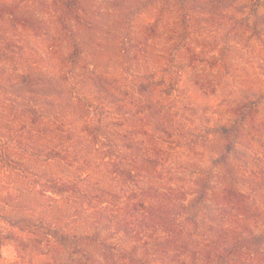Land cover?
Wrapping results in <instances>:
<instances>
[{
	"label": "trees",
	"instance_id": "trees-1",
	"mask_svg": "<svg viewBox=\"0 0 264 264\" xmlns=\"http://www.w3.org/2000/svg\"><path fill=\"white\" fill-rule=\"evenodd\" d=\"M90 1L25 0L31 3L26 11L15 3L0 5V19L15 31L21 25L27 36L23 71L9 76L20 80L11 88L22 99L24 139L31 147L36 127L41 140L36 152L46 157V166L78 165L79 175L60 171L41 181L43 195L50 192L63 203L78 198L85 185L93 223L115 224L110 237L92 239L102 246L106 264H150L142 254L147 238L166 253L158 232L167 234L173 249L167 264H264V230L238 221L245 195L237 198L240 207L222 204L217 210L223 225L206 224L201 234L189 226L197 217L196 204L210 191L209 175L197 178L179 161L203 140L182 120L197 117L189 92L202 89L208 95L213 89L196 70V22L192 19L186 32L178 27L168 32L167 0H158L159 9L157 0H120L113 21L101 8L90 11ZM104 26L110 42L96 44L91 39ZM89 46L87 62L82 55ZM18 53L9 50L11 61ZM219 131L230 138L233 126ZM191 194L196 198L185 205ZM101 228L90 225L92 235H100ZM112 236L132 244L124 247L119 239L109 246Z\"/></svg>",
	"mask_w": 264,
	"mask_h": 264
},
{
	"label": "rangeland",
	"instance_id": "rangeland-1",
	"mask_svg": "<svg viewBox=\"0 0 264 264\" xmlns=\"http://www.w3.org/2000/svg\"><path fill=\"white\" fill-rule=\"evenodd\" d=\"M52 2L55 0L47 3ZM11 3L25 11L31 6L25 0H0V5ZM130 5L134 7L132 1ZM159 7L157 0L154 8ZM88 8L90 11L101 8V14L106 11L110 15L105 19L113 21L120 10V0H91ZM192 19L198 27L196 70L213 89L208 95L202 89H191L189 102L198 108L197 117L193 119L186 115V119H182L192 130L195 127L203 140L192 152H184L179 161L185 172L189 169L197 178L209 175L210 179L209 194L196 204L198 207L192 212L197 217L189 221V226L193 232L201 234L200 230H205L206 224L223 225L216 216L217 210L222 204L240 207L237 198L243 194V209H237L240 212L238 221L262 232L264 0H167L165 21L168 32L177 27L186 32ZM17 27L15 31L0 19V264H106L102 246L92 239L98 237V242H102L110 237L115 224L93 223L85 185L81 186L78 198L63 203L59 196L50 192L43 195L41 191V181L52 179L60 171L66 175H79L78 165L71 167L62 163L63 169L46 166L43 162L46 157L36 152L41 144L36 127L32 128L35 137L31 147L24 139L26 124L22 99L11 88V82L19 86L20 80L9 79L10 74L19 76L23 71L20 64L27 36L21 25ZM105 28L97 30L96 37L91 40L96 44L110 42ZM50 29L51 33H57L58 24L52 23ZM111 46L113 49L114 45ZM12 47L19 52L14 61L8 55ZM87 48L82 60L89 62L92 47ZM65 51L64 56H67ZM175 56L172 55V60H177ZM231 125L230 138L220 133L223 126ZM82 175L86 178L88 173L84 171ZM195 198L196 194L189 195L184 204L190 202L191 206ZM90 225L102 227L100 235H92ZM149 234L151 231L147 236ZM157 236L166 253L160 252L163 250L160 247L151 246L153 240L147 238L148 245L142 254L146 252L150 264H167L173 249L166 244V233L158 232ZM112 237L108 239L109 246L116 245L120 239ZM120 240L125 242L124 247L132 244L125 238ZM147 248L150 249L148 253Z\"/></svg>",
	"mask_w": 264,
	"mask_h": 264
}]
</instances>
